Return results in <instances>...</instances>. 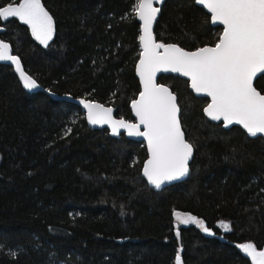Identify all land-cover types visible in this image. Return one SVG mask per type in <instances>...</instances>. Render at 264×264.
<instances>
[{"label":"trees","instance_id":"1","mask_svg":"<svg viewBox=\"0 0 264 264\" xmlns=\"http://www.w3.org/2000/svg\"><path fill=\"white\" fill-rule=\"evenodd\" d=\"M41 2L55 22L47 46L19 18L0 20V39L42 88H24L0 61V264H175L178 251L183 264H253L239 245L264 250V138L208 119V98L188 79L160 73L193 153L186 176L155 188L143 174L145 142L91 125L78 104L49 93L98 101L136 121L137 0ZM154 7L157 43L191 51L219 42L223 28L195 0ZM255 87L264 93V78ZM177 211L212 234L179 225Z\"/></svg>","mask_w":264,"mask_h":264},{"label":"snow or ice","instance_id":"2","mask_svg":"<svg viewBox=\"0 0 264 264\" xmlns=\"http://www.w3.org/2000/svg\"><path fill=\"white\" fill-rule=\"evenodd\" d=\"M156 2L162 3L163 0ZM197 2L211 12L213 23L223 25V32L214 47L192 52L176 45L157 43L152 26L160 8L153 6L154 0H137L135 4V16L142 21L143 32L139 36L143 52L138 67L143 91L139 99L132 102L138 123L114 119L112 108L90 102L84 105L91 125L109 124L115 135H119L120 129H126L129 136L147 139L151 158L146 162L143 174L157 189L188 174L193 151L180 126L176 96L169 88L156 83L158 72L189 77L196 93L211 97V103L205 109L209 117L223 119L225 126L241 125L250 136L264 138V94L253 86L258 74H264V0ZM9 18H19L30 25L32 35L45 46L54 35V19L41 0H20L18 4L0 7V20ZM10 52V45L0 41V61L15 65L24 88H38L37 82L23 70L20 59ZM141 125L145 131L140 130ZM175 216L180 224H196L204 232L210 231L194 216L179 212ZM221 226L230 230L228 224L222 223ZM240 248L251 257L253 264H264V250L258 251L253 243L242 244ZM175 264H183L179 251Z\"/></svg>","mask_w":264,"mask_h":264},{"label":"water","instance_id":"3","mask_svg":"<svg viewBox=\"0 0 264 264\" xmlns=\"http://www.w3.org/2000/svg\"><path fill=\"white\" fill-rule=\"evenodd\" d=\"M163 1H165V0H163ZM196 1V3L198 4V5H200L201 7H203L210 15H211V19H212V14H211V12L205 7V6H203V5H201V4H199L198 2H197V0H195ZM154 4H161V3H157L156 2V0H154ZM154 6V5H153ZM213 23V22H212ZM154 25H155V22H154V24H153V26H152V31H153V35H154ZM213 25H215V26H221L222 28H223V25H221V24H219V23H213ZM3 31V27H1L0 26V33ZM222 32H223V30H222ZM142 34H143V32H142ZM221 36H222V34H221ZM155 38V37H154ZM221 38V37H220ZM0 41H3V40H1L0 39ZM4 42V41H3ZM166 45H175V44H166ZM176 46H178V45H176ZM215 45H209V46H205V47H214ZM179 47V46H178ZM142 48V50H141V54H142V52H143V47H141ZM183 49V48H182ZM200 49V48H199ZM185 51H189V52H192V51H196V50H198V49H196V50H187V49H184ZM162 51V50H161ZM10 54H11V52H10ZM141 54H140V57H139V60H138V63H137V77H138V79H139V82H140V87H141V91H140V93L143 91V83H142V81H141V79H140V76H139V73H138V67H139V61H140V59H141ZM12 55V54H11ZM9 63H11V62H9ZM12 64V63H11ZM14 67H15V65L14 64H12ZM160 73H164V74H171V75H175V76H181V77H183V78H185V79H188L189 80V83H190V89L195 93V95H197V96H201V97H206V98H208L209 99V102H208V104L206 105V107H205V109L208 107V105L211 103V97L210 96H207L206 94H200V93H196L195 92V90L194 89H192L191 88V80H190V78L189 77H184L183 75H181V74H179V73H174V72H158L157 73V75H156V83L158 84V85H162V86H165V87H167L166 85H163V84H160L159 82H158V75L160 74ZM261 75H263V74H258V76H257V78L253 81V86L255 87V82H256V80L261 76ZM167 88H169V87H167ZM256 88V87H255ZM40 89H42L40 86L38 87V88H36V89H33V90H40ZM257 89V88H256ZM170 90V89H169ZM171 91V90H170ZM257 91H259L258 89H257ZM172 92V91H171ZM260 92V91H259ZM50 93V95L52 96V97H54V98H59V99H66V100H69V101H71V102H74V103H76V104H78L81 108H82V110L85 112V115H86V117H87V109L85 108V103H96V104H100V105H103L105 108H112L113 109V113H112V115H113V118L114 119H116V120H120V119H123L124 121H126V122H129V123H138L139 122V118L135 115V110L132 108V111H133V113H134V115H135V117H136V121H129V120H126V119H124V118H119V117H117L116 115H115V110H114V108L112 107V106H109V105H106V104H103V103H101V102H98V101H94V100H90V99H87V98H84V97H73V96H71V95H57V94H55V93H52V92H49ZM140 93H139V95H138V97H137V99L136 100H138L139 99V96H140ZM173 93V92H172ZM261 94H264V93H262V92H260ZM174 94V93H173ZM175 95V94H174ZM176 96V95H175ZM176 102H177V99H176ZM177 105H178V103H177ZM180 109V108H179ZM205 109H204V113H205V115H206V117L208 118V119H210V120H212V121H214V122H221V121H223L224 122V126L226 125V122L223 120V119H221V120H213L211 117H209L208 115H207V113L205 112ZM179 120H180V112H179ZM234 125H237V124H233V125H228V126H225L226 128H230V127H232V126H234ZM96 126H98V127H105V128H108L109 130H110V133L111 134H113L112 133V128H111V125H109V124H104V125H96ZM180 126H181V129H182V125H181V120H180ZM237 126H240L241 128H243L241 125H237ZM244 129V128H243ZM140 130L141 131H145V128H144V126L143 125H141V128H140ZM245 130V129H244ZM182 131H183V129H182ZM245 132L247 133V131L245 130ZM183 133H184V131H183ZM119 134H125L127 137H129L130 139H133V140H136V141H143V142H145V144H146V148H147V153H148V157H147V160H146V162L151 158V153H150V150H149V148H148V145H147V139L146 138H144V137H136V136H129L128 134H127V130L126 129H120L119 130ZM248 134V133H247ZM113 135H115V134H113ZM249 135V134H248ZM250 136V135H249ZM259 136V135H258ZM250 137H252V136H250ZM184 138H185V140L187 141V139H186V137H185V134H184ZM188 142V141H187ZM192 153H193V151H192ZM190 161V160H189ZM189 163V162H188ZM197 218V217H196Z\"/></svg>","mask_w":264,"mask_h":264},{"label":"rangeland","instance_id":"4","mask_svg":"<svg viewBox=\"0 0 264 264\" xmlns=\"http://www.w3.org/2000/svg\"><path fill=\"white\" fill-rule=\"evenodd\" d=\"M30 26V25H29ZM31 27V26H30ZM38 41V40H37ZM38 42H40V41H38ZM177 212H179V213H181L182 215H188V214H186V213H184V212H180V211H177ZM176 213V212H175ZM176 217V216H175ZM177 223L180 225V223L177 221ZM181 225H184V224H181ZM188 225V224H187ZM220 225H221V223H220ZM223 230H225L223 227H221ZM202 229V228H201ZM203 230V229H202ZM226 231V230H225ZM206 233V232H205ZM207 234H212L211 233V230L207 233ZM243 244H245V243H243ZM240 245H242V244H240ZM240 245H239V247H240ZM241 249V248H240ZM242 250V249H241ZM247 255V254H246ZM250 259H251V257H250Z\"/></svg>","mask_w":264,"mask_h":264},{"label":"bare ground","instance_id":"5","mask_svg":"<svg viewBox=\"0 0 264 264\" xmlns=\"http://www.w3.org/2000/svg\"><path fill=\"white\" fill-rule=\"evenodd\" d=\"M195 94V93H194ZM201 97V96H200Z\"/></svg>","mask_w":264,"mask_h":264},{"label":"flooded vegetation","instance_id":"6","mask_svg":"<svg viewBox=\"0 0 264 264\" xmlns=\"http://www.w3.org/2000/svg\"><path fill=\"white\" fill-rule=\"evenodd\" d=\"M221 37V36H220Z\"/></svg>","mask_w":264,"mask_h":264}]
</instances>
